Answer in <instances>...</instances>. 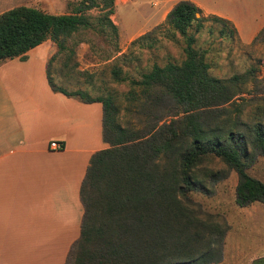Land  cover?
<instances>
[{
  "label": "trees",
  "instance_id": "trees-1",
  "mask_svg": "<svg viewBox=\"0 0 264 264\" xmlns=\"http://www.w3.org/2000/svg\"><path fill=\"white\" fill-rule=\"evenodd\" d=\"M114 1L81 0L71 14H51L28 6L2 13L0 62L26 60L28 52L48 40L64 51L67 39L94 29L85 12L101 7V2L102 8L108 9L104 20L116 32L109 18L114 13ZM198 14L200 10L194 4L182 1L166 18L170 32L186 40V58L180 64H155L141 80L120 77V70L114 71L116 81H128L132 87L128 93L131 107L140 104L151 113L166 102L174 105L176 112L169 115L170 121L148 126L147 133L117 122L111 99L92 100L80 92L68 94L56 90L49 80L56 92L79 96L84 103L103 104V136L109 145L93 155L83 181L81 234L68 254V264L70 260L74 264H160L158 238L172 231L175 218L188 217L184 201L189 194L206 190L194 170L209 156L218 157L237 174L238 206L264 204V182L249 174L257 157L264 155V125L255 123L248 129L249 136L237 130L236 120L223 124L227 104L238 95L234 85L239 77L223 80L211 75L206 52L197 49V39L189 32L194 24L197 29L203 28L204 18H198ZM208 18L223 27V34L229 29L236 37L226 20ZM131 107L128 111L134 112ZM214 261L210 253H205L166 264ZM252 264H264V258Z\"/></svg>",
  "mask_w": 264,
  "mask_h": 264
},
{
  "label": "rangeland",
  "instance_id": "rangeland-1",
  "mask_svg": "<svg viewBox=\"0 0 264 264\" xmlns=\"http://www.w3.org/2000/svg\"><path fill=\"white\" fill-rule=\"evenodd\" d=\"M80 2L0 0V15L19 6L71 14ZM102 7L103 2L101 7L85 12L94 29L82 30L67 39L64 51L48 40V79L56 90L68 94L80 92L92 100L111 99L117 122L147 133L148 126L170 121L169 115L176 112L174 105L166 102L151 113L140 104L133 103L131 107L128 93L132 87L128 81H116L114 71L120 70V77L141 80L155 64H180L186 58V40L165 25L173 7L171 2L115 0L114 13L109 18L117 27L116 32L106 24L108 9ZM202 18L203 28L197 29L194 24L189 32L197 39V49L206 52L211 75L223 80L239 77L234 85L238 95L227 104L223 124L236 120L237 130L250 136L248 129L255 123L264 125V32L250 46H242L229 29L223 34L220 24L212 18ZM130 107L134 112L128 111ZM97 146L109 147L103 140ZM194 171L206 192L190 193L184 201L188 217L175 218L172 231L160 235L158 262L186 261L205 253L214 257L212 264H252L264 258V204L237 205L238 176L218 157H206ZM249 174L264 182V155L257 157ZM69 264H74L73 260Z\"/></svg>",
  "mask_w": 264,
  "mask_h": 264
},
{
  "label": "crops",
  "instance_id": "crops-1",
  "mask_svg": "<svg viewBox=\"0 0 264 264\" xmlns=\"http://www.w3.org/2000/svg\"><path fill=\"white\" fill-rule=\"evenodd\" d=\"M165 1L226 20L242 46L264 30V0ZM47 42L0 62V264H66L81 234L82 184L105 143L103 104L52 89Z\"/></svg>",
  "mask_w": 264,
  "mask_h": 264
},
{
  "label": "built area",
  "instance_id": "built-area-1",
  "mask_svg": "<svg viewBox=\"0 0 264 264\" xmlns=\"http://www.w3.org/2000/svg\"><path fill=\"white\" fill-rule=\"evenodd\" d=\"M50 149H52L53 151H61L64 149V146L57 141H52L50 143Z\"/></svg>",
  "mask_w": 264,
  "mask_h": 264
},
{
  "label": "water",
  "instance_id": "water-1",
  "mask_svg": "<svg viewBox=\"0 0 264 264\" xmlns=\"http://www.w3.org/2000/svg\"><path fill=\"white\" fill-rule=\"evenodd\" d=\"M197 16H199V15H197Z\"/></svg>",
  "mask_w": 264,
  "mask_h": 264
}]
</instances>
